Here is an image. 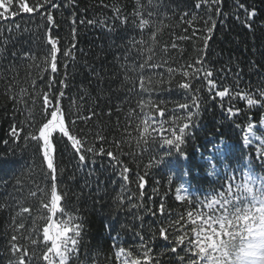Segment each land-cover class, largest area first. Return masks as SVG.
Instances as JSON below:
<instances>
[{"label": "trees", "instance_id": "trees-1", "mask_svg": "<svg viewBox=\"0 0 264 264\" xmlns=\"http://www.w3.org/2000/svg\"><path fill=\"white\" fill-rule=\"evenodd\" d=\"M263 120L264 0H0V264H264Z\"/></svg>", "mask_w": 264, "mask_h": 264}, {"label": "rangeland", "instance_id": "rangeland-1", "mask_svg": "<svg viewBox=\"0 0 264 264\" xmlns=\"http://www.w3.org/2000/svg\"><path fill=\"white\" fill-rule=\"evenodd\" d=\"M52 130L62 131V127L58 123L57 125L53 127ZM244 143L247 146H251L255 148L257 155L259 156L260 160L264 163V120L259 125L251 124L250 126L246 128L245 133H244ZM227 146H228V142L222 141L213 150H211L212 152L210 156L205 157L210 163V174L212 176L217 175L219 172L217 170V165L215 164V158L216 157L223 158L227 152ZM47 158H48V164L52 167L51 158L50 157H47ZM184 196H185V188L182 187L178 191V197L179 199H183ZM260 244L261 242L259 243V246ZM257 251L259 255L262 254L261 247H259ZM225 264H228V263H225Z\"/></svg>", "mask_w": 264, "mask_h": 264}]
</instances>
